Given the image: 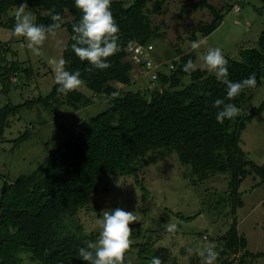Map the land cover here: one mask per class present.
<instances>
[{
    "label": "trees",
    "instance_id": "16d2710c",
    "mask_svg": "<svg viewBox=\"0 0 264 264\" xmlns=\"http://www.w3.org/2000/svg\"><path fill=\"white\" fill-rule=\"evenodd\" d=\"M166 1L112 0L111 11L119 25L121 39L142 45L162 41L165 31L153 23L151 16L161 15ZM260 1L264 4V0ZM22 2L0 0L1 27L13 31L15 14L5 17L10 9ZM27 4L38 25L52 23L50 11L58 12L62 18L66 13L70 15L61 28L66 29L68 35L62 56L69 61L66 70L81 72L87 90L65 95L54 83L45 96L15 105L8 99L0 107V138L3 137L7 117L17 113L21 107L36 106L39 115L49 111L52 115L49 118L53 119L91 105L101 96L108 106L76 124L73 132L62 140L48 143L47 155L30 172L13 180L2 177L0 264H87L80 258L79 249L86 247L85 241L95 242L96 237L94 233L84 232L78 214L83 209H93V196L100 182L109 176H133L138 182L139 171L173 154L182 170V177L195 188L215 174L228 176L225 195L229 198L227 214H231L232 221L221 235L214 238L205 235L211 245L217 243V261L221 260L220 264H251L249 258L253 260L263 256L264 250L253 253L247 249V239L239 233L236 220V210L244 204L239 191L242 182L250 177L254 187H264V162L258 164L248 158L241 146L243 130L264 111V100L249 110L243 108L248 93L254 88L245 89L229 101L226 87L213 74L201 68L191 76L182 71L186 61L191 59L194 62L191 52H185L184 47H166L162 42L158 48L153 45L152 54L158 69L156 78L150 83L163 89L143 93L125 90V86L130 84L126 73L127 68L133 65L131 60L125 62L126 71L118 65H111L106 70L88 71L91 66L72 52L71 25L81 18L74 0H27ZM233 4L237 1L224 6V15L234 8ZM196 7L197 4L186 11L180 10L179 16L184 13L189 16ZM223 18L216 12L215 19L202 31L203 36L218 28ZM196 32L190 37L192 42L198 37ZM0 47L11 51L9 47ZM238 54V58L224 54L228 60L229 78L238 82L255 73L258 87L264 79V29L259 32L254 46L241 48ZM23 64L16 59L0 58V93L7 96L14 86L11 79L28 80L32 77V69L24 68ZM216 99L234 103L240 109V115L225 119L223 124L218 123L215 119L218 109L213 106ZM26 136L27 133H23L11 141L18 145ZM210 197L209 194L204 199L210 205L207 209L214 221L228 216L222 215L227 208L224 193L216 192L215 199ZM141 223L131 225L133 238L147 232L150 236L153 232L143 229ZM164 233H167L164 227L154 231L158 239ZM202 234H197L201 240ZM147 244L133 243L129 252L137 247L140 264H151L153 256L168 264L171 255L166 247ZM127 260L128 257L125 264Z\"/></svg>",
    "mask_w": 264,
    "mask_h": 264
},
{
    "label": "rangeland",
    "instance_id": "374dc122",
    "mask_svg": "<svg viewBox=\"0 0 264 264\" xmlns=\"http://www.w3.org/2000/svg\"><path fill=\"white\" fill-rule=\"evenodd\" d=\"M231 1H237V4H233L234 8L224 15V6ZM195 4L197 7L189 16L185 13L179 16L180 10L186 11ZM18 6L10 9L5 18L15 14ZM162 9L164 12L161 15L151 16L153 23L165 31L162 41L155 40L154 47L158 48L162 42L172 49L184 47L185 52L189 51L193 54L194 63L198 65L202 63L200 57L208 47H219L223 54L238 58L239 50L254 46L259 32L264 29V4L260 0H167ZM216 12L224 16L220 26L211 34L203 36L202 31L215 19ZM63 18L67 21L70 15L66 13ZM195 30L198 37L197 39L195 37V40L193 38L194 41L201 39L207 41V44L199 49L191 47L190 37H193ZM12 32L0 26V45L11 50H2L0 47V58L23 61L24 68H31L33 74L28 80L11 79L19 82H13L14 86L7 96L0 93V107L8 99L15 105L40 95H47L55 83L53 61L62 56V50L68 41L67 32L61 29L56 37H50L45 42L41 50L42 54L35 56L26 47L24 38H17ZM58 41H63V45ZM119 43L121 51L117 56L120 58L115 54L109 58V62L126 71L125 62L129 63L126 42L120 37ZM159 53L157 50V54ZM164 56L169 57L168 54ZM128 68L126 75L130 84L125 86V90L143 93L152 89H163L157 84L152 85L150 76L139 72L136 66L130 65ZM163 70L166 71L167 68ZM79 90L87 89L83 86ZM103 100L101 96L91 105L72 113L68 112L65 117L56 116L53 119L49 118L52 117L49 111H43L39 115L36 106L21 107L17 113L10 114L6 120L3 137L0 138V192L3 176L13 180L20 174L30 172L47 155L48 143L62 140L73 132L76 124L107 108L108 102ZM262 100H264V79L258 87L248 93L243 108L249 110L259 105ZM23 133H27L26 138L18 145H14L11 140ZM241 146L247 152L248 158L258 164L264 162V111L243 130ZM181 172L173 154L139 171L138 182L133 176H109L103 179L93 196L91 204L93 209H83L78 214L84 232L94 233L97 239L98 220L102 219L103 211L119 207L125 211L135 212L137 222L132 225L142 222L143 229L153 231L150 232V236L147 232L144 236L132 237L134 243L145 242L153 247H166L171 255L168 264H203V259L195 251L189 254L186 249H203L210 245L205 238L207 235L214 238L228 229L232 221L231 214H227L229 198L225 195L228 190V176L215 174L203 185L195 188L182 177ZM212 190L215 193H212ZM239 191L244 204L236 210L237 229L246 237L248 250L253 253L261 252L264 250V187H254L251 178L247 177L240 185ZM216 192H223L224 197L227 198L225 202L227 208L223 210L222 215L228 216L214 221V217L207 209L210 205L204 198L210 194L212 196L210 198L215 199ZM169 223L177 224L178 230L174 234L164 233L161 239H158L154 231L163 227L166 229ZM201 232L202 240L197 236ZM213 245L216 247L217 243ZM137 251V247H133L127 254L126 264H140ZM248 260H251V264H264V255ZM220 261H217V264H220Z\"/></svg>",
    "mask_w": 264,
    "mask_h": 264
},
{
    "label": "clouds",
    "instance_id": "9594fccd",
    "mask_svg": "<svg viewBox=\"0 0 264 264\" xmlns=\"http://www.w3.org/2000/svg\"><path fill=\"white\" fill-rule=\"evenodd\" d=\"M111 4L112 0H74L75 7L81 12V18L71 25V40L73 41L71 49L80 61H86L91 66L88 71L110 68L109 58L121 51L120 28L112 14ZM27 9V0H23L15 11V25L12 34L17 38H24L26 47L32 54L40 56L45 42L50 37H56L66 21L58 12L50 11L52 23L38 25L35 23V15L26 11ZM58 43L63 45V41H58ZM206 44L207 41L201 39L193 41L191 47L199 49ZM200 59L202 63L199 65L189 59L183 65L182 71L191 76L192 72L202 68L213 74L226 87V96L229 101L234 100L245 89L257 86L255 73L238 82L229 78L228 60L219 47H208ZM53 63L55 65L54 81L59 86V92L67 95L85 86L80 71L66 70L69 61L63 56ZM13 82L18 83L19 81L14 80ZM213 106L218 109L215 119L220 124H223L225 119L231 120L240 115V109L234 103H225L223 99H216ZM134 222H137V216L133 211H125L119 207L103 211L102 219L98 220L97 239L95 242L85 241L86 247L79 249L80 258L87 264H125L127 253L134 243L131 227ZM166 230L174 234L178 226L175 223H169ZM186 251L189 254L195 251L203 259V264H217L219 252L215 250V245L210 244L203 249L195 250L188 248ZM151 264H163V261L153 256Z\"/></svg>",
    "mask_w": 264,
    "mask_h": 264
},
{
    "label": "built area",
    "instance_id": "2783aa9c",
    "mask_svg": "<svg viewBox=\"0 0 264 264\" xmlns=\"http://www.w3.org/2000/svg\"><path fill=\"white\" fill-rule=\"evenodd\" d=\"M126 52L129 60L133 62L139 72L148 74L151 79L156 78L158 63L153 57L154 47L152 44L142 45L137 42L125 43ZM140 63L143 65L140 66ZM141 75V74H140Z\"/></svg>",
    "mask_w": 264,
    "mask_h": 264
}]
</instances>
